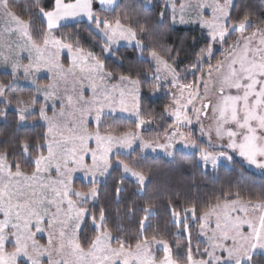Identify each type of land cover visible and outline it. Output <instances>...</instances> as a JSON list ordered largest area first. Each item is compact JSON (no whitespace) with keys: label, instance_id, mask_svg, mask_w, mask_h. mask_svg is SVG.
<instances>
[{"label":"snow or ice","instance_id":"1","mask_svg":"<svg viewBox=\"0 0 264 264\" xmlns=\"http://www.w3.org/2000/svg\"><path fill=\"white\" fill-rule=\"evenodd\" d=\"M18 7L0 0V67L11 69V79L0 81V118L14 103L20 124L32 117L43 121L44 131L0 141V264H258L264 190L245 194L229 186L202 204L153 190L143 203L115 213L96 202L99 177L116 169L148 193L144 154L162 149L174 158L178 143L197 149L213 168L233 161L231 152L264 170V12L255 19L248 8L234 15L232 0L166 2L173 24L177 13L180 23L194 15L205 31L203 46L185 63L176 49L158 47L156 31L141 19L144 0L123 6L121 0H29L23 11ZM160 16L162 23L165 12ZM80 17L98 37L93 47L100 55L84 48L79 33L61 31L62 21L79 23ZM120 41L133 46L148 71L136 64L121 73L109 68L106 56L123 66ZM42 70L52 74L47 84L34 78ZM21 76L32 78L28 97L18 91ZM146 84L170 97L160 113L143 105ZM117 111L136 117L135 130L105 122L106 113ZM165 118L171 122L163 142L137 131ZM194 119L207 147L181 131ZM77 172L89 180L88 191L74 187ZM161 195L169 217L163 229L159 221L152 226ZM125 219L134 229L123 226ZM168 227L175 230L174 244L165 239ZM39 234H46L44 242Z\"/></svg>","mask_w":264,"mask_h":264},{"label":"trees","instance_id":"2","mask_svg":"<svg viewBox=\"0 0 264 264\" xmlns=\"http://www.w3.org/2000/svg\"><path fill=\"white\" fill-rule=\"evenodd\" d=\"M132 2L133 0H121V5L123 6ZM136 2L139 4L140 0H136ZM14 3L19 6V11H23L27 7L29 0H14ZM245 8L250 9L255 14L253 17L255 19L256 16L264 12V0H235L233 14H240ZM161 12H165L166 14L162 23L160 22ZM170 17L171 14L165 9L162 0H153V4L150 7L144 4V8L141 11V19H146L149 26L157 33L156 40L158 47L163 46L168 49H176L179 58L185 60V63H187V57L191 56L194 47L198 50L199 47L203 46L205 33L198 27L174 26ZM73 25L75 26L73 27ZM61 31L79 33L78 38L84 48L100 55L99 46L93 47L98 37L90 32L86 21L66 25ZM118 56L124 59L122 67L116 56L105 57L107 65L115 73L126 72L130 64H136L144 71L149 70L148 64H140L138 53L133 50V47H119ZM184 66V64L180 65L181 68ZM9 79H11L10 73H0V81H7ZM18 91L24 97H28L32 94L33 87L22 86L18 88ZM143 93V105L153 113H160L163 107L170 101L167 93L162 90L156 91L151 89V85H144ZM13 105L15 104L13 103ZM170 122V119L165 118L162 121L153 123L151 128L143 130V136L148 139L163 140ZM107 124H114L121 129L135 130V121L125 117H111L108 119ZM42 125L40 122H37L32 126H22L18 122L16 111L8 108L7 118H0V141L8 143L17 136L38 137L44 131ZM139 151L137 148L136 152L132 154L133 157ZM121 158L124 159L125 156L122 155ZM141 163L145 172L150 175L148 193H141L133 178L125 176L121 170L116 169L111 172V175H108L103 184L99 185V199L96 202V207L105 205L113 213H115L116 209L123 211L125 206L132 202H136L137 204L143 203L152 194L153 190L166 194V196H170L174 200L183 202L185 199H195L196 202L201 204L205 200H210L213 195H219L222 188L227 190L229 186L234 190L240 188L245 194L248 192L259 193L261 190H264V172L260 169L248 167L235 157L231 166L220 165L216 170L205 168L200 163L198 153H186L181 150L175 153L174 158L146 154ZM121 180L124 191L117 198L115 187ZM74 187L88 191L91 188V184H86L82 180L77 179L74 182ZM165 202V195H161V198L157 202V208L152 214L153 227L156 226L157 221H159L162 229L167 226L169 217L164 211ZM121 223L126 228L134 229L135 227L134 221L129 222L128 219L121 221ZM196 227L197 225L193 223V228L195 229ZM168 231L170 235L166 236L165 239H169L174 244L175 230L168 227ZM192 235L196 236L197 233L193 231ZM255 259L258 261V264H264V254L257 253Z\"/></svg>","mask_w":264,"mask_h":264},{"label":"rangeland","instance_id":"3","mask_svg":"<svg viewBox=\"0 0 264 264\" xmlns=\"http://www.w3.org/2000/svg\"><path fill=\"white\" fill-rule=\"evenodd\" d=\"M163 3H164V6H165V3H172V0H162ZM233 4L235 2V0H232ZM144 4L147 6V7H150L152 6L153 4V0H144ZM170 14H171V10L170 9H167ZM206 15L208 14L207 12L205 13ZM186 20H190L191 22H188V23H180L179 22V13H177V22L174 23V26H177V27H198L200 28L204 33L205 31L196 23V17L194 15L192 16H189V17H185ZM133 47L131 44H129L127 41H120L119 42V45L118 47ZM24 63H27V60L25 59L23 61ZM11 72V69L10 68H5V67H0V73H10ZM51 73L47 72L46 70H42L41 72L39 73H36L35 74V79H37L39 81V83L41 84H47L50 82L51 80ZM31 79L32 78H29V79H24L23 76L20 77L18 83H19V87H22V86H31L33 87V85L31 84ZM189 79H191V77H189ZM162 91H164L166 93V90L165 89H160ZM41 103L43 102L42 100L40 101ZM9 108L13 109L14 111H16V107L15 105H12L10 106ZM49 115H51V112H49ZM125 117V118H128V119H131L133 121H136V117L131 115V113H125V112H113L111 114H107L105 115L104 119H105V122L107 123L108 119H110L111 117L114 118V117ZM37 122H40L41 124H43V121H38L36 119H33L32 117H30L28 119L27 122H25L22 126H32L34 124H36ZM205 124H207V121H205ZM93 126H95V122L93 121ZM152 124L150 125H145L143 129L141 130H137L140 132V134L143 136V130H146L148 128H151ZM181 131H185V132H191V135H192V138L196 141V143L198 145H200L201 147H207L208 146V137L207 136H201V133H200V127L198 124L195 123V119H194V124L193 126H190L188 129H181ZM161 142H163V140H160ZM204 143V144H203ZM213 143H218L216 142L215 140H213ZM138 148V147H137ZM136 148V149H137ZM139 149V148H138ZM184 151L186 153H198L197 149L195 148H186L184 147L182 144H177L175 146L174 149H172V151L174 152V155L177 151ZM212 150V149H210ZM216 151H220L221 149L220 148H216L215 149ZM146 154H151V155H160V156H164V157H167V158H173V157H169L166 155L165 151L162 150V149H157L155 152L151 151V150H148L144 155ZM199 154V153H198ZM229 155H232L233 157L239 159L240 161H242L243 163H245L248 167L252 168V169H258L256 168L255 166H251V165H248L246 161L243 160V158L239 157L237 154H234V153H231L229 152ZM200 159V158H199ZM200 163L205 167V168H209V169H212V170H216L220 165H226V166H231L232 164V161L229 162V161H221L217 164V166L215 168L212 167V165L209 163L207 165H205L203 163V161L200 160ZM262 170V169H260ZM264 172V170H262ZM108 175L106 176H103V177H99V180H100V184H103L105 182V180L107 179ZM131 177V176H129ZM132 178V177H131ZM77 179H80L82 180L84 183L86 184H90L89 183V180L87 178H85V175L84 173L82 172H77L74 174V177H73V182H75V180ZM134 179V178H133ZM135 180V179H134ZM98 185V187H99ZM77 190H80V189H77ZM91 202L89 204V206H91ZM40 237H43V239L41 240V242H44V240H46V234H39L38 238ZM195 238L196 236H193V243L195 244ZM203 245H201L202 247ZM258 253H261V254H264V251H260L258 250ZM161 255H162V251H161Z\"/></svg>","mask_w":264,"mask_h":264},{"label":"crops","instance_id":"4","mask_svg":"<svg viewBox=\"0 0 264 264\" xmlns=\"http://www.w3.org/2000/svg\"><path fill=\"white\" fill-rule=\"evenodd\" d=\"M78 20H79V22H82V21H86L87 22V20H86V17H80V18H77ZM63 25H69V24H73V23H77L76 21H72L71 23L70 22H68V21H62L61 22Z\"/></svg>","mask_w":264,"mask_h":264}]
</instances>
